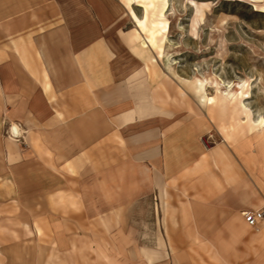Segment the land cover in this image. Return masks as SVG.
Returning a JSON list of instances; mask_svg holds the SVG:
<instances>
[{"label":"crops","instance_id":"1","mask_svg":"<svg viewBox=\"0 0 264 264\" xmlns=\"http://www.w3.org/2000/svg\"><path fill=\"white\" fill-rule=\"evenodd\" d=\"M119 12L0 0V197L46 238L35 264H264V221L243 217L264 186L238 148L202 147L203 116L149 78Z\"/></svg>","mask_w":264,"mask_h":264},{"label":"rangeland","instance_id":"2","mask_svg":"<svg viewBox=\"0 0 264 264\" xmlns=\"http://www.w3.org/2000/svg\"><path fill=\"white\" fill-rule=\"evenodd\" d=\"M114 2L124 18L122 39L140 49L149 78L172 79L178 95L203 116L208 133L199 139L202 147L238 148L264 186V0ZM113 41L135 68L133 57ZM0 130V138L15 135L5 124ZM27 222L24 207L0 197V264H35L36 256L43 257L46 238L35 240Z\"/></svg>","mask_w":264,"mask_h":264},{"label":"built area","instance_id":"3","mask_svg":"<svg viewBox=\"0 0 264 264\" xmlns=\"http://www.w3.org/2000/svg\"><path fill=\"white\" fill-rule=\"evenodd\" d=\"M243 217L248 226L254 227L257 222L264 220V211L245 212Z\"/></svg>","mask_w":264,"mask_h":264},{"label":"bare ground","instance_id":"4","mask_svg":"<svg viewBox=\"0 0 264 264\" xmlns=\"http://www.w3.org/2000/svg\"><path fill=\"white\" fill-rule=\"evenodd\" d=\"M222 84V83H221ZM225 87V86H224ZM202 98L204 99V101L206 102V103H208V102H210V101H212V99L211 98H208L205 94L204 95H202ZM262 128H264V127H261V131H264V129H262Z\"/></svg>","mask_w":264,"mask_h":264}]
</instances>
